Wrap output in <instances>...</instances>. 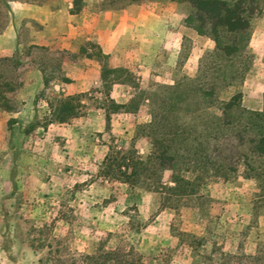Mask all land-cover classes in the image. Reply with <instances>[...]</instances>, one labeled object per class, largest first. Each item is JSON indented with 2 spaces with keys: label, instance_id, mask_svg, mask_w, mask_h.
I'll return each instance as SVG.
<instances>
[{
  "label": "rangeland",
  "instance_id": "obj_1",
  "mask_svg": "<svg viewBox=\"0 0 264 264\" xmlns=\"http://www.w3.org/2000/svg\"><path fill=\"white\" fill-rule=\"evenodd\" d=\"M147 1L153 0L140 2ZM255 20L251 29L257 25ZM87 45L88 54L100 65L101 82L89 83L85 91L73 94L75 115L66 121L79 125L83 117L81 144L65 146L55 137L54 146L49 142L43 146L44 133L36 128L43 119L26 126L31 134L22 162L25 168L32 164L34 170L13 192L0 190V264H64L72 253L100 247L132 248L146 262L158 258L163 264H188L185 257L191 234L204 235L233 250L249 252L264 245V195L253 179L243 177L241 163L231 164L226 181L205 177L200 197L182 200L178 208L163 205L158 193L104 173L102 160L110 149L136 150L140 155L149 149L148 138L134 130L137 120L148 118L146 101L140 102L136 112H112L110 99H115L111 94L125 101L140 100L142 91L181 82L184 75L194 76L196 71H186L188 58L200 52L199 45L204 46L200 56L209 50L205 40L193 44L185 36L177 50L174 45L146 42L127 50L115 67L94 43ZM246 51L251 56L248 68L234 88L241 91L245 109L254 112L262 109L264 101V40L254 45L248 42ZM108 68L115 69L107 72ZM10 88L1 85L0 97L12 98ZM90 116L95 120L87 121ZM169 174L165 171L163 179L168 180Z\"/></svg>",
  "mask_w": 264,
  "mask_h": 264
},
{
  "label": "trees",
  "instance_id": "obj_2",
  "mask_svg": "<svg viewBox=\"0 0 264 264\" xmlns=\"http://www.w3.org/2000/svg\"><path fill=\"white\" fill-rule=\"evenodd\" d=\"M140 1L100 0L98 7L116 9ZM153 1L186 3L189 11L185 25L209 37L214 46L200 56L194 76L184 75L181 82L158 84L154 91H142L140 100L119 103L110 99L112 112H136L140 102L146 101L148 118L137 120L134 130L148 138L149 149L145 155L136 150L110 149L102 160L104 173L158 193L163 205L178 208L182 200L200 197L205 177L229 179L231 164L236 161L243 166V177L253 179L264 195V101L261 110L248 112L241 103V91L234 88L248 68L251 56L246 48L251 23L261 14L264 0ZM6 7V0H0V29ZM10 63L17 61L0 59V67ZM114 69L108 68L107 72ZM47 81L43 75V83ZM74 97L57 96L50 101V115L42 126L74 116ZM108 115L106 112L105 117ZM165 171L170 172L168 180L163 179ZM218 243L191 234L185 260L188 264H264V245L247 252ZM152 261L146 262L132 248L100 247L93 252L72 253L64 264H163L158 258Z\"/></svg>",
  "mask_w": 264,
  "mask_h": 264
},
{
  "label": "crops",
  "instance_id": "obj_3",
  "mask_svg": "<svg viewBox=\"0 0 264 264\" xmlns=\"http://www.w3.org/2000/svg\"><path fill=\"white\" fill-rule=\"evenodd\" d=\"M99 1L6 0L5 22L0 29V59L13 58L17 63L0 67V85H10L13 94L10 99L0 97V190L13 192L24 176H32V164L25 168L22 162L31 134L26 126L50 115L49 99L82 93L89 83L101 82L100 65L88 54V42L109 58L112 67L128 51L146 42L149 46L153 41L163 43L164 47L174 45L177 50L187 36L193 44L205 40L208 49L214 46L209 37L185 25L189 11L186 3L147 1L101 9ZM168 7L171 13H167ZM255 19L257 25L251 29L249 45L264 40V4ZM197 49L201 52L204 46ZM200 52L188 58L191 62L186 71H196ZM43 75L48 77L46 84ZM111 95L116 102H126ZM94 120L90 116L87 121ZM36 128L44 133L43 146L48 142L54 146L53 140L58 137L70 147L73 143L81 144L83 117L79 125L63 121Z\"/></svg>",
  "mask_w": 264,
  "mask_h": 264
}]
</instances>
